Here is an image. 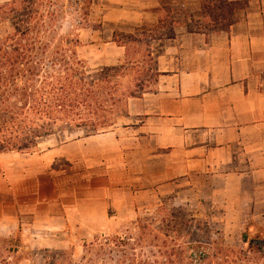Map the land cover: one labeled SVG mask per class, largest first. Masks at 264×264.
I'll use <instances>...</instances> for the list:
<instances>
[{
	"label": "crops",
	"instance_id": "obj_1",
	"mask_svg": "<svg viewBox=\"0 0 264 264\" xmlns=\"http://www.w3.org/2000/svg\"><path fill=\"white\" fill-rule=\"evenodd\" d=\"M131 8L137 16L120 19L136 24L127 33L152 34L163 50L159 88L129 98L121 126L50 146L42 155L49 167L73 155L75 167L84 163L92 180H101L100 186L90 181L98 194L86 201L98 207L84 213L96 223L87 238L110 231L118 220H134L140 197L166 184L206 191L219 214L262 224L264 0H139ZM165 23L174 28L172 35L153 31ZM22 230L3 225L0 235Z\"/></svg>",
	"mask_w": 264,
	"mask_h": 264
},
{
	"label": "rangeland",
	"instance_id": "obj_2",
	"mask_svg": "<svg viewBox=\"0 0 264 264\" xmlns=\"http://www.w3.org/2000/svg\"><path fill=\"white\" fill-rule=\"evenodd\" d=\"M10 1L0 0V5ZM138 2L46 0L47 5L54 4L59 9L57 38L64 44L72 40L78 45L80 56L90 66V73L105 67L127 65L129 71L123 80L124 90L134 89L140 83L148 86L146 92L156 91L162 74L159 55L163 50L152 41V34L141 35L138 28L135 34L128 33L136 38L114 35L115 32L127 33L135 29L136 24L120 19L136 17L130 14V10H134L132 3ZM198 26L194 24L192 28L199 29ZM162 27L161 31L160 28H153V31L173 34L174 28L170 24L165 23ZM9 28L11 25L7 21L0 24V37ZM136 61L141 62V67H134ZM155 72L160 75L153 76ZM118 116L116 125L121 126L126 117V105L122 104ZM88 130L57 132L41 139L38 147L29 152L0 154V219L4 218L0 228L20 225L24 229L15 236L0 235V258L6 257L11 264H88L86 261L95 254L86 249L85 244L104 237L136 238V221L140 219L142 225L152 230H145V241L135 246L136 249L126 248L130 259L139 256L141 260L151 262L165 261L164 253L168 252L171 253L168 260L174 261L170 264H193L194 258L200 262L196 264H264V221L258 225L244 222L243 215L219 214V208L206 200V191L198 193L184 184L177 188L166 184L156 191L145 192L138 200L137 204L142 207L134 220H118L110 231L96 232L87 238L96 223L88 221L90 218L84 213L98 207L86 201L98 194L89 186L91 182L92 186H100L101 180H92L91 167L84 163L75 167L71 161L73 155L70 160H57L50 167L42 155L50 146L73 142L79 136H85ZM60 197L69 207L57 202ZM76 197L83 199L80 207L74 204ZM97 209L102 210V206ZM108 210V218H112L113 209ZM68 214L72 220L70 223L65 221ZM10 216H15V222ZM195 246L200 247L199 252ZM114 254L112 264L122 259L120 250Z\"/></svg>",
	"mask_w": 264,
	"mask_h": 264
},
{
	"label": "trees",
	"instance_id": "obj_3",
	"mask_svg": "<svg viewBox=\"0 0 264 264\" xmlns=\"http://www.w3.org/2000/svg\"><path fill=\"white\" fill-rule=\"evenodd\" d=\"M58 15V7L47 5L46 0H12L0 5V24L7 21L11 25L0 37V154L29 152L38 147L41 139L57 132L85 128L89 129V136L108 131L116 125L122 104L126 105L131 97L142 96L148 89L146 84L139 83L134 89L124 90L127 65L90 73L78 45L72 40L64 44L57 38ZM120 33L114 35L136 38L134 34ZM133 64L135 68L141 67L140 61ZM159 75L160 72L153 73ZM136 223V238L104 237L85 244L95 254L86 262L112 264L117 249L122 259H117L116 264L174 262L168 260V252L164 253L168 261L151 262L139 256L130 259L126 248L136 249L145 241V230H152L142 225L140 219ZM195 248L198 251L200 247ZM196 260H192L193 264L200 263ZM0 262L11 264L2 256Z\"/></svg>",
	"mask_w": 264,
	"mask_h": 264
}]
</instances>
